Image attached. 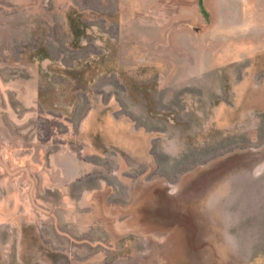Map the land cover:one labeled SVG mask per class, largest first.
<instances>
[{"label":"rangeland","instance_id":"rangeland-1","mask_svg":"<svg viewBox=\"0 0 264 264\" xmlns=\"http://www.w3.org/2000/svg\"><path fill=\"white\" fill-rule=\"evenodd\" d=\"M197 2L159 84L144 0H0V264H264V0Z\"/></svg>","mask_w":264,"mask_h":264},{"label":"crops","instance_id":"crops-1","mask_svg":"<svg viewBox=\"0 0 264 264\" xmlns=\"http://www.w3.org/2000/svg\"><path fill=\"white\" fill-rule=\"evenodd\" d=\"M143 3V16L138 18V22L135 25L128 22L126 37L131 40L134 39V45L138 49L144 51L151 62H143V66H147L152 70L166 71L165 74L159 73V84H162L161 75H168L167 71L176 72L187 80H191L193 76L199 75L200 66V47L198 43V31L186 29V34L189 35L188 40L184 42L180 38V47L174 46V48L165 47L168 45L166 35L164 34L166 29L170 26L167 23L180 21L193 23L197 17L198 0H144ZM152 5H156L152 9ZM158 5V6H157ZM162 7L166 11H170L169 16H166L163 12H160ZM195 18V19H194ZM135 22V21H134ZM183 30L182 24L180 25ZM164 30V31H163ZM137 33H142V41L137 39ZM182 35V34H181ZM175 40V39H174ZM177 42V39H176ZM163 44V45H162ZM162 45V46H161ZM185 55H182L184 54ZM144 57V59L147 58ZM147 58V59H148ZM205 57L203 56V58ZM134 68V67H133ZM177 78V77H176ZM178 80V79H177ZM175 85L182 84L178 81L174 82Z\"/></svg>","mask_w":264,"mask_h":264}]
</instances>
